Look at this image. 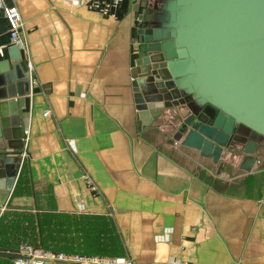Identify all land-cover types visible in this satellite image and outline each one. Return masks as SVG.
<instances>
[{
	"label": "crops",
	"instance_id": "crops-1",
	"mask_svg": "<svg viewBox=\"0 0 264 264\" xmlns=\"http://www.w3.org/2000/svg\"><path fill=\"white\" fill-rule=\"evenodd\" d=\"M90 1H0V72L12 69L2 8L15 6L21 67L28 73L31 64L35 80L20 106L24 148L0 207V248L41 246L39 220L50 216L68 255L264 264V149L248 172L225 151L217 171L168 142L165 117L143 127L132 85L142 0H122L106 15Z\"/></svg>",
	"mask_w": 264,
	"mask_h": 264
},
{
	"label": "water",
	"instance_id": "water-1",
	"mask_svg": "<svg viewBox=\"0 0 264 264\" xmlns=\"http://www.w3.org/2000/svg\"><path fill=\"white\" fill-rule=\"evenodd\" d=\"M134 35L139 123L165 117L170 144L221 168L223 152L249 171L264 149V0H142ZM21 46L0 72V207L24 148L21 102L31 93ZM234 142V143H233ZM0 257L14 258L1 251Z\"/></svg>",
	"mask_w": 264,
	"mask_h": 264
},
{
	"label": "built area",
	"instance_id": "built-area-1",
	"mask_svg": "<svg viewBox=\"0 0 264 264\" xmlns=\"http://www.w3.org/2000/svg\"><path fill=\"white\" fill-rule=\"evenodd\" d=\"M121 2L122 0H91L88 8L106 15L110 13L111 9L117 8ZM2 11L5 12L9 24L10 44L23 47V40L20 35L23 24L17 7H3ZM27 67L30 83H35L32 77V65L28 63ZM84 180L90 189L95 190L87 176H84ZM13 254L15 255L12 258L13 264H153L151 262L138 263L126 257L68 255L30 244L19 245Z\"/></svg>",
	"mask_w": 264,
	"mask_h": 264
},
{
	"label": "trees",
	"instance_id": "trees-1",
	"mask_svg": "<svg viewBox=\"0 0 264 264\" xmlns=\"http://www.w3.org/2000/svg\"><path fill=\"white\" fill-rule=\"evenodd\" d=\"M39 224H40V231H39V234H40V236H41V239H42V241H41V243H39L41 246H42V248L44 247V248H47L45 245H43V244H45V242H48V241H50V243H53V242H55L56 244L55 245H59V240L57 239V237H59V235L61 236V231H55L54 232V230H52L51 228H52V220L50 219V216H44L43 218H42V220H39ZM64 234H65V232H63ZM53 234H55V235H53ZM59 234V235H58ZM24 235H33V232L32 231H26V232H24ZM46 240V241H45ZM61 241H65L66 242V239H61ZM66 244V243H65ZM49 249V248H48ZM0 250H6V249H3V248H0ZM6 251H8V250H6ZM9 251H13L14 252V250H9Z\"/></svg>",
	"mask_w": 264,
	"mask_h": 264
},
{
	"label": "rangeland",
	"instance_id": "rangeland-1",
	"mask_svg": "<svg viewBox=\"0 0 264 264\" xmlns=\"http://www.w3.org/2000/svg\"><path fill=\"white\" fill-rule=\"evenodd\" d=\"M237 157H239V156H237ZM250 171V170H249ZM246 172H248V171H246ZM62 235H63V232L61 233ZM61 235V236H62ZM66 238V237H65ZM46 241V240H45ZM59 242V245L57 246V245H55L56 243L55 242H53V243H50V241H48V242H45V244H43V245H45L47 248H49V249H52V250H56V251H58V252H62V253H64V252H66V245H65V243H67V241L65 242V241H61V240H59L58 241ZM24 243H31V244H34V243H32V242H24ZM65 254V253H64ZM108 257V256H107ZM138 263H142V262H138ZM145 263V262H144Z\"/></svg>",
	"mask_w": 264,
	"mask_h": 264
},
{
	"label": "flooded vegetation",
	"instance_id": "flooded-vegetation-1",
	"mask_svg": "<svg viewBox=\"0 0 264 264\" xmlns=\"http://www.w3.org/2000/svg\"><path fill=\"white\" fill-rule=\"evenodd\" d=\"M170 135H171V132H170ZM234 143V142H233ZM230 156V155H229ZM231 157V156H230Z\"/></svg>",
	"mask_w": 264,
	"mask_h": 264
}]
</instances>
